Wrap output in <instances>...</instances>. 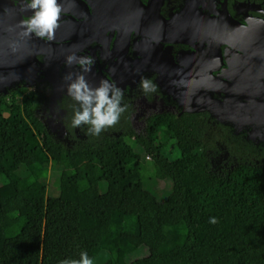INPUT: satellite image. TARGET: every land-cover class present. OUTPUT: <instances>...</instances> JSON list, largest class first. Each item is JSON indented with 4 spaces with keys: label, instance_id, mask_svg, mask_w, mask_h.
Masks as SVG:
<instances>
[{
    "label": "trees",
    "instance_id": "obj_1",
    "mask_svg": "<svg viewBox=\"0 0 264 264\" xmlns=\"http://www.w3.org/2000/svg\"><path fill=\"white\" fill-rule=\"evenodd\" d=\"M35 95L0 97V264L78 259L89 242L103 264H264V142L210 127L204 113L153 115L138 135L128 105L99 136L76 133L71 99L64 142L35 116ZM220 146L228 157L215 170ZM144 154L155 178L172 181L165 200L145 185Z\"/></svg>",
    "mask_w": 264,
    "mask_h": 264
},
{
    "label": "flooded vegetation",
    "instance_id": "obj_2",
    "mask_svg": "<svg viewBox=\"0 0 264 264\" xmlns=\"http://www.w3.org/2000/svg\"><path fill=\"white\" fill-rule=\"evenodd\" d=\"M62 2L65 11L53 40L42 42L45 48L19 35V20L31 13L22 12L18 0H0V97L8 98L13 92L21 99L36 94L35 116L46 125L51 119L68 128L71 98L63 77L80 69L75 64L66 67L64 59L73 52L93 57L95 63L85 74L90 85L107 79L124 90L122 104L130 106L128 120L138 135L147 134L149 118L158 115L152 109L160 105L173 108L174 112L166 113L176 115L194 106L206 109L202 103L192 104L196 88L220 103L231 100L234 91L253 99H257L254 93H264V68L248 57H259L264 45V0ZM252 39L253 51L247 45ZM12 42L15 51L9 47ZM57 55L62 62L52 74ZM141 77L151 78L158 85L157 92L145 96L138 87ZM216 78L225 82L224 92L214 91ZM201 113L208 115L210 127L221 125L212 126L208 111ZM247 114L264 128L256 111ZM140 128L138 133L135 129Z\"/></svg>",
    "mask_w": 264,
    "mask_h": 264
},
{
    "label": "clouds",
    "instance_id": "obj_3",
    "mask_svg": "<svg viewBox=\"0 0 264 264\" xmlns=\"http://www.w3.org/2000/svg\"><path fill=\"white\" fill-rule=\"evenodd\" d=\"M18 2L22 12L31 13L19 20L17 25L20 29L19 35L52 41L61 15L65 11L62 0H18ZM9 47L15 51V42L10 43ZM64 63L66 67L75 64L80 69L75 75L67 73L63 77L67 81L66 95L73 102L70 125L73 129L86 126V135L99 136L117 124L125 111L126 106L122 104L124 90L107 79H101L96 86L89 84L85 74L91 71L95 63L91 56H77L73 52L65 57ZM138 87L145 96L158 90V85L148 77H141ZM208 223H217L216 217H209ZM57 264H94V259L87 251L81 250L78 259L63 258L59 259Z\"/></svg>",
    "mask_w": 264,
    "mask_h": 264
},
{
    "label": "water",
    "instance_id": "obj_4",
    "mask_svg": "<svg viewBox=\"0 0 264 264\" xmlns=\"http://www.w3.org/2000/svg\"><path fill=\"white\" fill-rule=\"evenodd\" d=\"M31 41L35 45H37L38 43L40 46H45V48H48L46 44L42 43L44 42L43 40H39V39H36L35 37H32ZM56 51L57 50L55 49V53ZM12 57H15V56L12 55ZM56 59H58L57 60L58 62L54 65L52 74H55L58 71V69L60 68V64L62 62L60 61L62 59L58 55L56 56ZM30 63L32 66H34L35 64L33 60L30 61ZM98 83L99 82L97 81V84ZM224 84H225L224 81L216 78L214 91L224 92V87H225L223 86ZM166 92H170V90H167ZM254 94H256L255 97H257V99H253V97L250 98V96L247 94L243 95L242 92L240 91H234L233 94H231V97H230L231 100H229V103L233 106V109H231L229 117H228L225 111L220 110V109L216 110L215 108L211 106V101H218V99H214V100L210 99L208 98V93L206 90L202 88H196L191 93V97L193 98V101H194L192 104L200 105L202 103L203 105L201 106L206 107V109L198 107V106L196 107L194 106L192 108L183 109V113H201L203 111L209 112V109L211 111H218L219 115L222 117V120H225L224 125L232 127L236 133H242V132L245 133L249 141H252L258 145L261 142H264V128L258 126L255 122L249 119L247 111L249 110L256 111L260 115V119L264 120V104L260 103V102H264V93L262 91H259L258 93H254ZM206 98H208V100H206ZM243 101H246V102H244V104L241 105L240 102H243ZM233 114H238L240 118L235 119V120L230 119ZM58 124L60 126V133H61L60 136L53 133L51 129L48 127V125L45 124V126L48 129L50 134H52L53 136L60 137L61 139L64 138V140L66 141V138L68 135L66 127L62 122ZM56 139L60 140L59 138H56Z\"/></svg>",
    "mask_w": 264,
    "mask_h": 264
},
{
    "label": "rangeland",
    "instance_id": "obj_5",
    "mask_svg": "<svg viewBox=\"0 0 264 264\" xmlns=\"http://www.w3.org/2000/svg\"><path fill=\"white\" fill-rule=\"evenodd\" d=\"M19 101H22V99L20 97H18ZM211 106L213 108H215L216 110L220 109L226 112L227 116L229 117L230 111L231 109H233V106L229 103V101L224 102L221 101V103H219V101H211ZM166 112H174L173 108H165V105H160V107L156 108V109H152V113L153 114H162V113H166ZM209 115H210V123L212 126L216 125V124H221L224 125L225 120H222V117L219 115L218 111H211L209 109ZM147 114V113H145ZM144 116H142L140 118L141 122L144 120L143 118ZM240 118L238 114H233L232 117L230 119L235 120ZM57 121H52L51 119L47 120V124L48 127L51 129V131L55 134H57L58 136L61 135L60 133V126L58 123H56ZM138 133H141L142 130L140 129H135ZM144 135V134H142ZM221 152L222 154L219 155L216 161H212V167L217 170L219 169L221 166H224L226 164V159L228 157V152H225V149H223V147L220 146ZM225 152V153H224ZM144 156V155H143ZM147 157V156H146ZM145 162L143 163L144 166V175H145V185L146 187H151L153 192H155L156 196L159 198V200H165L168 195L171 192V188H172V181L171 179H166V180H158L157 178H155V165L153 161H149L145 158L144 160ZM147 161V162H146ZM18 161L15 160L13 158V156L9 155L5 162H4V167L8 170V171H14L17 166H18ZM48 183H49V188H50V195L51 196H57L58 195V182L57 180H55V177H53L52 175L48 176ZM8 194L10 196L14 195V189L10 186H8L6 188ZM135 198L137 200H139L140 195L135 193L134 194ZM89 242V241H87ZM82 250H85L88 252V254L95 259L94 260V264H103L106 262L108 255L106 253L101 254L100 252H98L97 250H95V246L91 244V242L84 244V246L82 247ZM99 253V254H98ZM146 251L145 249H141L138 251V253L135 255L136 257L139 256H145Z\"/></svg>",
    "mask_w": 264,
    "mask_h": 264
},
{
    "label": "bare ground",
    "instance_id": "obj_6",
    "mask_svg": "<svg viewBox=\"0 0 264 264\" xmlns=\"http://www.w3.org/2000/svg\"><path fill=\"white\" fill-rule=\"evenodd\" d=\"M252 41H253V39L248 41L247 45H248V48H250L253 51V47H252V43H251ZM261 43L264 44V41H262ZM258 55H260V56L256 57V58H255V56H251V55H249L248 57L250 58V61L255 59L253 61V63H260L262 68H264V45L261 46V51H259ZM244 66H247V65H244Z\"/></svg>",
    "mask_w": 264,
    "mask_h": 264
},
{
    "label": "built area",
    "instance_id": "obj_7",
    "mask_svg": "<svg viewBox=\"0 0 264 264\" xmlns=\"http://www.w3.org/2000/svg\"><path fill=\"white\" fill-rule=\"evenodd\" d=\"M146 156H147V157H146ZM145 158H146L147 160H149V161L151 160V156H149L148 154H144L143 159H145Z\"/></svg>",
    "mask_w": 264,
    "mask_h": 264
}]
</instances>
